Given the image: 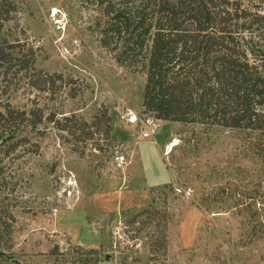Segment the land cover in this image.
Segmentation results:
<instances>
[{"label": "rangeland", "instance_id": "obj_1", "mask_svg": "<svg viewBox=\"0 0 264 264\" xmlns=\"http://www.w3.org/2000/svg\"><path fill=\"white\" fill-rule=\"evenodd\" d=\"M16 1L36 68L82 87L38 93L45 113L91 122L107 110L111 131L45 122L17 136L0 164V264H264V131L156 118L140 138L154 116L144 74L102 40V0ZM21 91L16 107L35 93ZM128 110L136 122L121 118Z\"/></svg>", "mask_w": 264, "mask_h": 264}, {"label": "trees", "instance_id": "obj_2", "mask_svg": "<svg viewBox=\"0 0 264 264\" xmlns=\"http://www.w3.org/2000/svg\"><path fill=\"white\" fill-rule=\"evenodd\" d=\"M101 2L102 40L112 42L121 64L144 74L143 112L169 121L264 131V0ZM18 13L16 0H0V164L17 150L24 129L28 136L45 122L69 134L87 129L88 138L102 130L108 140L107 110L91 122L73 113L61 122L40 106L38 93L72 98L82 87L62 72L36 68L37 48L20 35ZM19 89L35 93L16 107L10 96Z\"/></svg>", "mask_w": 264, "mask_h": 264}, {"label": "built area", "instance_id": "obj_3", "mask_svg": "<svg viewBox=\"0 0 264 264\" xmlns=\"http://www.w3.org/2000/svg\"><path fill=\"white\" fill-rule=\"evenodd\" d=\"M121 118L126 123H134L137 121V115L132 110H128L124 114L121 115ZM158 129V122L156 118L152 117H145L141 121V130H140V136L143 139L152 137V135L156 132ZM116 160L118 163H123L125 161L124 155H117Z\"/></svg>", "mask_w": 264, "mask_h": 264}, {"label": "crops", "instance_id": "obj_4", "mask_svg": "<svg viewBox=\"0 0 264 264\" xmlns=\"http://www.w3.org/2000/svg\"><path fill=\"white\" fill-rule=\"evenodd\" d=\"M139 137L141 138L140 133H139Z\"/></svg>", "mask_w": 264, "mask_h": 264}]
</instances>
